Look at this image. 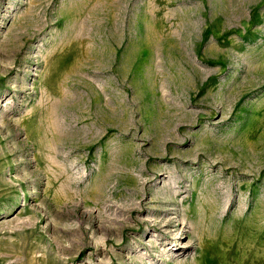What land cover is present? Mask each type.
Here are the masks:
<instances>
[{"label":"rangeland","instance_id":"obj_1","mask_svg":"<svg viewBox=\"0 0 264 264\" xmlns=\"http://www.w3.org/2000/svg\"><path fill=\"white\" fill-rule=\"evenodd\" d=\"M0 264H264V0H0Z\"/></svg>","mask_w":264,"mask_h":264},{"label":"bare ground","instance_id":"obj_2","mask_svg":"<svg viewBox=\"0 0 264 264\" xmlns=\"http://www.w3.org/2000/svg\"><path fill=\"white\" fill-rule=\"evenodd\" d=\"M182 221V220H181ZM174 249H178V247H175Z\"/></svg>","mask_w":264,"mask_h":264}]
</instances>
